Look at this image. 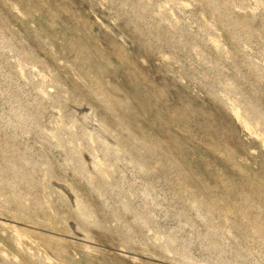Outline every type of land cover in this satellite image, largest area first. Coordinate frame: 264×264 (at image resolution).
<instances>
[{"label":"rangeland","instance_id":"374dc122","mask_svg":"<svg viewBox=\"0 0 264 264\" xmlns=\"http://www.w3.org/2000/svg\"><path fill=\"white\" fill-rule=\"evenodd\" d=\"M0 264H264V0H0Z\"/></svg>","mask_w":264,"mask_h":264}]
</instances>
